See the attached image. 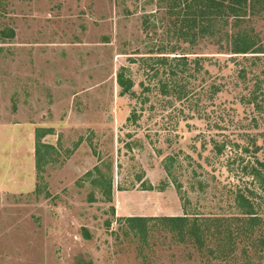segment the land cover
Instances as JSON below:
<instances>
[{"label":"rangeland","instance_id":"rangeland-1","mask_svg":"<svg viewBox=\"0 0 264 264\" xmlns=\"http://www.w3.org/2000/svg\"><path fill=\"white\" fill-rule=\"evenodd\" d=\"M179 19L158 0H0V264H264V7L223 29L255 54L181 42ZM175 55L173 79L150 59ZM183 215L190 233L124 219Z\"/></svg>","mask_w":264,"mask_h":264},{"label":"trees","instance_id":"trees-1","mask_svg":"<svg viewBox=\"0 0 264 264\" xmlns=\"http://www.w3.org/2000/svg\"><path fill=\"white\" fill-rule=\"evenodd\" d=\"M158 2L166 6L167 13L170 17L176 16L180 18L177 20L179 25L175 26L174 28V35L178 37V40L181 42L194 44L199 39H203L205 37H215L221 39L223 36H225L230 39L228 41V49L231 51L230 54L246 55L259 53L258 51H260V49L256 47L254 38L249 36V32L246 30L238 31L236 33L232 32L229 34L223 29L229 24L230 18L235 19L234 24L232 25L233 28H239L238 20L239 18H243V16H245L247 13V8L252 9L255 4H262V7H264V0H158ZM0 35L3 38L11 39L14 36V33L11 29L4 28L0 30ZM164 49L165 48H160V51H163ZM169 49L171 54H174L176 53V49L178 50L179 47L177 48V46H169ZM150 59L157 63H173V65L169 67V74L172 79L177 75L176 73L178 70H187L186 67L188 64L187 57L185 56L175 55L171 59H168L167 57H156ZM125 72V68H120L116 75V82L121 89V95L131 92L133 87L132 80L125 75ZM167 85L168 84L161 85V93L173 91V94L177 96V99L186 98V95H184V87L177 88L176 86V88H174L172 83L169 86ZM141 86H143V84H141ZM171 88H174V90H171ZM247 103L253 104L258 111H262L260 103L257 101V97L254 95V93H252ZM134 113L132 112V115L128 117V121L131 119L136 120ZM39 137L40 134L38 133L35 146V159L38 170H40L42 165L45 163L41 155V148L45 147L47 149H52L51 146L41 144L39 142ZM262 165V167H264V164ZM167 171L169 172V168ZM252 171L253 172L251 174L258 182L261 177H264L261 176V173L256 169ZM240 201H244L243 196H238L237 202L240 203ZM124 219L127 222L130 230L133 232L143 229L149 220H160L161 222L170 224L172 227L171 230L178 229L183 232L187 229L186 232L188 233L191 232V228L194 226L189 223V217L186 215L159 218L132 216ZM194 221L197 220L194 219ZM84 235L86 238L88 237L87 233H84Z\"/></svg>","mask_w":264,"mask_h":264}]
</instances>
